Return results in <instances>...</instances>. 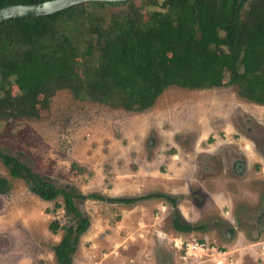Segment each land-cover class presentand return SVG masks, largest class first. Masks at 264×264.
Masks as SVG:
<instances>
[{
  "label": "rangeland",
  "instance_id": "1",
  "mask_svg": "<svg viewBox=\"0 0 264 264\" xmlns=\"http://www.w3.org/2000/svg\"><path fill=\"white\" fill-rule=\"evenodd\" d=\"M134 3L144 11V0ZM100 9L111 18L127 6ZM244 118L260 131L264 105L239 98L227 85L170 87L140 113L76 100L63 90L38 120L1 123L0 148L57 188L107 199L163 194L175 199L181 217L183 212L192 225L204 227L187 235L175 232L174 208L160 198L130 205L75 199L90 226L80 236L73 264H264V232L254 239L252 227L242 221L263 207L264 195V178L252 168L259 155ZM227 147L248 164L244 176L226 167ZM0 177L9 182L0 193V264H57L53 248L65 233L62 227L73 223L62 197L42 201L1 160ZM53 221L56 232L49 229ZM175 236H193L215 251L185 263L171 245Z\"/></svg>",
  "mask_w": 264,
  "mask_h": 264
},
{
  "label": "trees",
  "instance_id": "2",
  "mask_svg": "<svg viewBox=\"0 0 264 264\" xmlns=\"http://www.w3.org/2000/svg\"><path fill=\"white\" fill-rule=\"evenodd\" d=\"M45 1L50 0H0V8ZM104 5L127 9L110 18L100 9ZM224 85L235 87L239 98L264 105V0H144L143 12L134 0L87 2L49 16L0 23V124L38 120L63 90L76 100L140 113L170 87ZM0 160L12 178L25 180L42 201L62 197L73 223L62 227L65 233L53 248L57 264H73L80 236L90 226L75 199L130 205L160 198L174 208L175 232L204 229L185 222L172 197L84 196L55 187L1 148ZM8 188V180L0 177V193ZM49 229L56 232L58 223Z\"/></svg>",
  "mask_w": 264,
  "mask_h": 264
},
{
  "label": "flooded vegetation",
  "instance_id": "3",
  "mask_svg": "<svg viewBox=\"0 0 264 264\" xmlns=\"http://www.w3.org/2000/svg\"><path fill=\"white\" fill-rule=\"evenodd\" d=\"M246 128V132L249 133V135L253 136V139H251V145L253 149H255L259 155V160L256 161L253 165V169L259 170V173L264 178V168L261 167V165L264 164V124L260 123L261 130L256 131L254 127H252L250 122H244ZM223 160L226 164V167L230 170V172L237 176L241 177L244 176L247 173L248 170V164L246 163L245 159L242 158L237 152L234 151L233 148L227 147L223 152ZM204 161H207L205 159ZM261 201L263 202V207L257 209L253 215H249L247 218H243V224L248 225L252 227V231L250 232V236L254 239L256 237H260L261 233L264 232V195L260 197ZM232 217L230 215V221L233 224L235 215L232 210ZM236 228V227H234ZM230 234L232 233V230L229 231ZM208 245L211 246L208 242H206ZM213 247V246H212ZM166 259V256H165Z\"/></svg>",
  "mask_w": 264,
  "mask_h": 264
},
{
  "label": "water",
  "instance_id": "4",
  "mask_svg": "<svg viewBox=\"0 0 264 264\" xmlns=\"http://www.w3.org/2000/svg\"><path fill=\"white\" fill-rule=\"evenodd\" d=\"M125 1L128 0H50L36 4L9 5L0 8V23L10 19L49 16L87 2L120 3ZM245 121L252 123L249 118H244ZM151 144L152 142L149 140L148 145L151 146ZM168 259L170 257L166 256V260Z\"/></svg>",
  "mask_w": 264,
  "mask_h": 264
},
{
  "label": "built area",
  "instance_id": "5",
  "mask_svg": "<svg viewBox=\"0 0 264 264\" xmlns=\"http://www.w3.org/2000/svg\"><path fill=\"white\" fill-rule=\"evenodd\" d=\"M182 238L181 236H175L171 241V245L178 252L179 259L185 263L192 258L197 260L202 256L201 252L203 251H206V255L215 251L214 247H211L205 241L195 239L193 236Z\"/></svg>",
  "mask_w": 264,
  "mask_h": 264
},
{
  "label": "crops",
  "instance_id": "6",
  "mask_svg": "<svg viewBox=\"0 0 264 264\" xmlns=\"http://www.w3.org/2000/svg\"><path fill=\"white\" fill-rule=\"evenodd\" d=\"M182 217L184 218V220H186L185 222H187L188 224L192 225L193 223H191L190 219L184 215V213L182 212ZM184 235H187V234H184Z\"/></svg>",
  "mask_w": 264,
  "mask_h": 264
}]
</instances>
